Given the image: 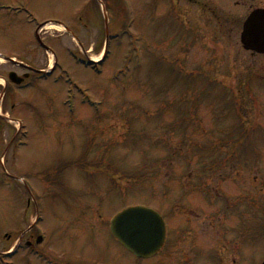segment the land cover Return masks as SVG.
I'll use <instances>...</instances> for the list:
<instances>
[{
	"label": "rangeland",
	"instance_id": "obj_1",
	"mask_svg": "<svg viewBox=\"0 0 264 264\" xmlns=\"http://www.w3.org/2000/svg\"><path fill=\"white\" fill-rule=\"evenodd\" d=\"M112 2L106 24L94 0H0V54L43 72L0 105V264L130 262L107 232L118 213L164 214L181 201L204 219L213 200L251 226L237 264H262L264 57L244 51L240 37L264 0ZM33 20L79 29L74 41L61 26L38 31L60 66L37 43ZM11 66L0 58V78L27 73Z\"/></svg>",
	"mask_w": 264,
	"mask_h": 264
},
{
	"label": "flooded vegetation",
	"instance_id": "obj_2",
	"mask_svg": "<svg viewBox=\"0 0 264 264\" xmlns=\"http://www.w3.org/2000/svg\"><path fill=\"white\" fill-rule=\"evenodd\" d=\"M7 64L27 71L23 76L28 74L29 77L22 85L34 77V72H29L21 66L24 64L31 67L29 64L20 61ZM7 86L9 87L8 90L12 88L10 84ZM225 205L224 209H218L217 202L213 200L210 215L204 219L181 201L160 209L164 213L162 216L166 223V237L162 248L150 258H139L124 250L117 240L109 237L121 251L120 256H123L124 259H130V262L124 260L123 263L115 264H199V262L202 264H237L238 259L236 257L239 258L237 254L242 256V250H244L242 247L251 242V226L247 222L245 214H235L227 204ZM219 211L226 213L225 220L218 213ZM192 219L193 221H191ZM198 220H200L199 223ZM206 235L208 237H205ZM37 238L35 237V239ZM205 238L212 239V245H215L213 250L202 249L204 242L207 241L204 240ZM257 238L261 242L262 236L259 235ZM28 245L31 246L32 244L28 243ZM90 264H96V262ZM98 264H107V262L100 261Z\"/></svg>",
	"mask_w": 264,
	"mask_h": 264
},
{
	"label": "water",
	"instance_id": "obj_3",
	"mask_svg": "<svg viewBox=\"0 0 264 264\" xmlns=\"http://www.w3.org/2000/svg\"><path fill=\"white\" fill-rule=\"evenodd\" d=\"M264 21V9L256 10L251 13L249 18L244 24V31L242 33L241 42L245 50L254 51L258 54H264V33L257 31L255 36L250 35V20ZM10 79L16 84H21L22 79H18L16 74H11ZM128 212H141L148 213L156 221V231L154 236H133L127 231L121 230L117 227V222L121 216H124ZM112 233L122 243V245L132 253L139 256H148L154 254L161 246L164 241V228L160 217L153 211L145 208H131L116 217L112 222Z\"/></svg>",
	"mask_w": 264,
	"mask_h": 264
},
{
	"label": "snow or ice",
	"instance_id": "obj_4",
	"mask_svg": "<svg viewBox=\"0 0 264 264\" xmlns=\"http://www.w3.org/2000/svg\"><path fill=\"white\" fill-rule=\"evenodd\" d=\"M249 24L251 36H255L257 31L264 33V21L253 19L249 21ZM117 227L133 236L151 237L156 231V221L148 213L126 212L117 222Z\"/></svg>",
	"mask_w": 264,
	"mask_h": 264
},
{
	"label": "bare ground",
	"instance_id": "obj_5",
	"mask_svg": "<svg viewBox=\"0 0 264 264\" xmlns=\"http://www.w3.org/2000/svg\"><path fill=\"white\" fill-rule=\"evenodd\" d=\"M51 27H53V26H51ZM51 27H50V29H51ZM47 28V26L45 27V29ZM100 59L101 58H99L97 61H100ZM53 63V60L51 61V64Z\"/></svg>",
	"mask_w": 264,
	"mask_h": 264
}]
</instances>
